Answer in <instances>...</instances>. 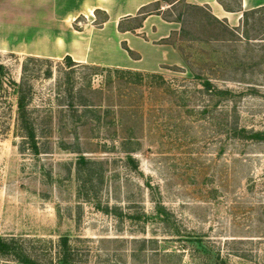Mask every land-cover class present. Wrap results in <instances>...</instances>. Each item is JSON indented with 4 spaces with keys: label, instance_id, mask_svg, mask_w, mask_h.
I'll return each mask as SVG.
<instances>
[{
    "label": "rangeland",
    "instance_id": "obj_1",
    "mask_svg": "<svg viewBox=\"0 0 264 264\" xmlns=\"http://www.w3.org/2000/svg\"><path fill=\"white\" fill-rule=\"evenodd\" d=\"M49 12L45 4L39 14L51 47ZM93 13L67 20L73 41L101 30L106 13ZM145 13L174 23L167 41L182 63L158 71L165 83L111 75L104 85L105 74L77 67L74 91L103 105L83 124L58 112L69 99L58 91L69 72L63 57L34 56L52 61L28 65L30 108L41 122L35 155L15 130L10 84L33 55L0 47V239L13 238L37 264L55 259L62 235L84 264H211L216 253L227 264H264V6L229 21L194 0H157L126 27ZM87 55L84 64L117 68ZM87 83L104 90L91 92ZM128 136L139 143L133 160L121 145ZM0 264L25 263L12 255L0 256Z\"/></svg>",
    "mask_w": 264,
    "mask_h": 264
},
{
    "label": "crops",
    "instance_id": "obj_2",
    "mask_svg": "<svg viewBox=\"0 0 264 264\" xmlns=\"http://www.w3.org/2000/svg\"><path fill=\"white\" fill-rule=\"evenodd\" d=\"M29 1L30 4L25 5ZM153 1L157 0H0V47L33 56L61 58L69 55L79 63L87 62L88 54L90 63L145 72L179 66L182 58L167 41L177 29L173 22L149 14L137 26L126 27L139 8ZM194 1L207 5L216 17L229 21L239 20L248 9L264 6V0H237V9L223 7L219 0ZM45 4L51 10V47L45 35L48 30L40 28L39 12ZM96 11L106 13L101 30L97 33L87 30L82 40L73 41L74 29L67 25V20L85 16L86 12L94 16ZM73 48L79 50L72 53Z\"/></svg>",
    "mask_w": 264,
    "mask_h": 264
},
{
    "label": "trees",
    "instance_id": "obj_3",
    "mask_svg": "<svg viewBox=\"0 0 264 264\" xmlns=\"http://www.w3.org/2000/svg\"><path fill=\"white\" fill-rule=\"evenodd\" d=\"M159 9V7H158ZM157 10V9H156ZM149 13H145L143 15H147ZM128 53H131V51L125 47ZM29 63H36L37 65L41 63H52L51 59L48 58H40V57H34V56H27L25 57L23 63H22V70H21V77L18 82L10 80L11 87L13 89V94L15 96V105H16V112H15V130L17 133H20L22 144L31 151V153L38 154L40 153L39 147H38V129H40V121L38 120L39 116H34L35 110H32L30 108V102L33 97V86L31 84V78L32 76L29 73V71H32V69L29 68ZM62 65L67 66V78L64 83V91L58 89L59 92H65L67 93V96L69 97L68 100L64 104H60L59 106V113H68L71 115V117H75L74 123H81L83 124L84 119L86 117H89V115L96 114L99 112L98 109H101L103 105L98 104L95 105L87 96V94L84 93V90L82 88H79L78 91H74V84L76 83L73 80V72L77 67H81L84 70H92V74H105V82L110 83L111 82V75H116L118 78H125V77H135L137 81H142L143 78H150V79H159L162 83H165V80L161 74L158 72H146L143 73L141 71L137 70H131V69H123V68H110V67H99L94 65H88L82 63L75 62L69 55H65L62 59V62L60 63ZM4 69V66L0 64V91L2 89V80H1V73ZM52 76V71L48 69L45 73V77L49 78ZM130 82V81H128ZM134 83V82H133ZM61 87V85H59ZM205 88L208 90L210 89V83L208 80L204 82ZM84 87V86H83ZM87 89H89L91 92L96 93H102L104 90V86L100 87L98 89L91 88V85L87 83L85 86ZM169 87V86H168ZM59 95V94H58ZM121 96V95H120ZM124 97V96H123ZM109 106V105H108ZM118 107H121V105H118ZM103 109V108H102ZM106 110V109H105ZM107 112H111L108 111ZM53 112H51V119ZM69 115V116H70ZM95 120L98 121L101 120L99 116H94ZM74 119V118H73ZM52 131V128H51ZM237 131V128L233 129V134H235ZM240 132L246 131L245 128H241L239 130ZM251 137H257L258 132H253ZM43 137V136H42ZM121 145L123 147L124 152L127 155V159L133 160L131 153L137 150V147L139 143L137 140H135L132 136H128L127 138H123L121 140ZM79 162H85L83 156L79 157ZM157 212L161 213V206H158ZM160 209V211H158ZM108 211V208L106 209ZM195 241L197 243L201 242L200 238H195ZM11 253V254H10ZM14 253V254H12ZM166 253H172V252H166ZM238 253V251L236 252ZM52 254V251H51ZM13 257L17 260L21 261L25 264H37V260L33 256H31L26 249H23L21 246L16 245V242L13 238L11 239H0V256L4 257ZM55 259L51 257V260L49 264H84L81 263L78 254L76 252V248L73 246L69 235H62L58 238L55 246L54 251ZM170 255L171 254H167ZM240 257H245V254H237ZM211 264H227L226 259L221 257V254L216 253V256L212 258Z\"/></svg>",
    "mask_w": 264,
    "mask_h": 264
}]
</instances>
